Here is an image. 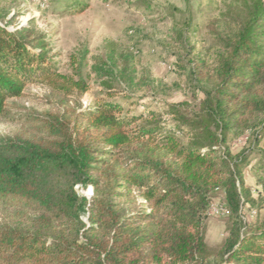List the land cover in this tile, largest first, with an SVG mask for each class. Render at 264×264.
I'll list each match as a JSON object with an SVG mask.
<instances>
[{"label": "trees", "instance_id": "16d2710c", "mask_svg": "<svg viewBox=\"0 0 264 264\" xmlns=\"http://www.w3.org/2000/svg\"><path fill=\"white\" fill-rule=\"evenodd\" d=\"M5 17L0 120L18 128L0 136V264H264V0L230 10L206 51L180 36L178 68L203 96L196 110L170 104L167 120L108 97L84 106L88 85L57 71L46 36ZM37 84L46 94L25 93ZM219 190L230 224L211 252L205 220Z\"/></svg>", "mask_w": 264, "mask_h": 264}, {"label": "rangeland", "instance_id": "374dc122", "mask_svg": "<svg viewBox=\"0 0 264 264\" xmlns=\"http://www.w3.org/2000/svg\"><path fill=\"white\" fill-rule=\"evenodd\" d=\"M250 1L90 0L85 11L72 13L65 10L66 0H0V12L9 29L29 22L46 36L57 71L88 85L81 97L84 106L96 97H108L130 113L153 111L167 120L170 104L184 102L196 110L203 96L190 80L188 66L178 68L176 55L183 52L180 36L206 51L212 45V30L224 25L230 10L242 9ZM25 93L41 97L46 90L37 84ZM17 104L47 108L28 98ZM17 128L15 122L0 120V136ZM244 142L242 136L228 144L237 153ZM244 177L255 191L252 174L246 170ZM214 196V201L225 203L221 190ZM243 213L247 218L253 214L246 207ZM229 224V215H207L204 239L211 252L222 245Z\"/></svg>", "mask_w": 264, "mask_h": 264}, {"label": "built area", "instance_id": "2783aa9c", "mask_svg": "<svg viewBox=\"0 0 264 264\" xmlns=\"http://www.w3.org/2000/svg\"><path fill=\"white\" fill-rule=\"evenodd\" d=\"M207 215H214V216H220V217L228 216L229 209L225 203H222L220 201H212L208 206Z\"/></svg>", "mask_w": 264, "mask_h": 264}, {"label": "water", "instance_id": "95a60500", "mask_svg": "<svg viewBox=\"0 0 264 264\" xmlns=\"http://www.w3.org/2000/svg\"><path fill=\"white\" fill-rule=\"evenodd\" d=\"M22 26V25H19V27ZM81 194L87 198H89L91 195H92V189L91 188H88L86 191H80ZM87 193V194H86Z\"/></svg>", "mask_w": 264, "mask_h": 264}]
</instances>
